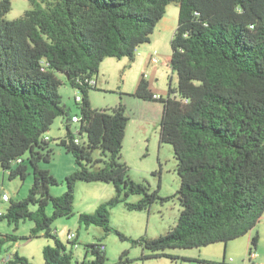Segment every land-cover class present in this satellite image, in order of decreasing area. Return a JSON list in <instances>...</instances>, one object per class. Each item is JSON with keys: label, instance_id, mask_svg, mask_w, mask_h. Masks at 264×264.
Listing matches in <instances>:
<instances>
[{"label": "trees", "instance_id": "16d2710c", "mask_svg": "<svg viewBox=\"0 0 264 264\" xmlns=\"http://www.w3.org/2000/svg\"><path fill=\"white\" fill-rule=\"evenodd\" d=\"M30 2L23 16L8 20L12 1L0 0V167L11 179L25 180L30 168L33 174L28 195L10 199L0 219L15 229L22 220L33 221L30 238L44 233L55 239V245L44 247L45 264H73V249L52 224L74 215L78 181H101L114 184L116 195L95 212L80 213V222L142 245L151 251L145 258L174 257L165 250L229 242L248 234L264 214V0ZM171 3L179 7V22L168 62L177 72L178 85L160 99V141L173 146L178 161L182 210L165 235L133 238L112 226L111 210L121 202L129 210H148L170 197L130 177L122 159L130 122L127 107L123 101L111 110L92 107L89 93L97 86L90 80H96L106 58L135 61ZM59 74L82 99L75 98L81 117L77 135L67 122V134L59 142L78 168L65 177L67 190L54 195L51 187L59 181L42 166L55 154L47 132L56 118L73 121L75 116L59 92L64 83ZM153 95L143 76L134 96L153 100ZM131 195L142 197L128 202ZM16 238L0 235V257L5 243ZM68 241L79 244L78 234ZM257 241L258 236L252 239L254 247ZM86 247L93 258L76 264H110L105 244ZM127 254L117 264L131 262ZM9 262L34 264L19 252Z\"/></svg>", "mask_w": 264, "mask_h": 264}, {"label": "rangeland", "instance_id": "374dc122", "mask_svg": "<svg viewBox=\"0 0 264 264\" xmlns=\"http://www.w3.org/2000/svg\"><path fill=\"white\" fill-rule=\"evenodd\" d=\"M11 1L12 9L6 16L8 20H15L23 16L25 11L32 7L30 0ZM178 22L179 7L176 3H171L167 6L164 17L158 22L151 41L143 44L153 47L154 56L159 58L158 75L161 85L165 86L166 89L171 78L173 85H177V72H173L168 59L172 55L171 40ZM102 67L109 76L110 90L106 91L100 85L97 89L90 90V102L94 108L111 110L120 101H123L127 92L135 91L136 78L139 73V77L144 74V71L140 64H136L135 61L131 62L127 57L121 60L112 57L106 58ZM59 76L64 82L59 89L63 101L70 105L72 115H79L80 111L77 108L75 98L77 94L81 93L66 82L63 74H59ZM62 119V117H58L57 121ZM65 125H62V128L65 129L63 137L67 133ZM79 125V122L71 123L72 131L76 135ZM160 130L159 121L145 124L134 119L129 125L126 143L123 145L122 159L129 166L130 177L137 182L149 184L151 190L159 191L160 196L170 197L166 201L157 200L148 210H129L126 208L125 202L114 207L111 210V224L129 237L156 238L165 235L170 228L177 224L182 210L177 196V191L181 186V177L177 170L178 161L175 158L173 146L160 141ZM47 134L53 137L52 144L55 148V154L50 162H43L42 166L49 169L59 181L57 185L51 187L52 193L61 195L67 190L65 177L76 171L78 165L73 154L59 145L63 137H59L60 131L57 122L52 125ZM3 171L0 167V211L5 212L10 201H2V194L6 193L14 200L25 198L33 184V174L30 168V174L25 180L20 177L11 179L9 173ZM155 171L158 174H153ZM116 193V188L112 183L81 180L77 182L74 215L69 218L60 217L52 224V228L57 230L58 237L67 245L68 249H73V264H76L77 260L92 259L93 255L87 251L86 246L94 243L105 244L108 263L110 264H117L124 251H128L127 256L132 261L122 264H223V261L227 264H264V215L248 234L240 238L202 247L169 248L165 252L174 257L151 258L144 257L151 251L142 245H134L129 240H123L115 232L106 234L103 228L98 225H86L80 222V213L95 212L101 203L113 198ZM141 197V195H131L127 201L137 202ZM48 213L52 214L51 206L48 207ZM33 226V221L22 220L18 228L15 229V226L9 224L6 219H0V235L14 234L17 236L15 240L5 243L0 264H13L9 262V258L15 252L28 257L34 264H45L44 247L55 245V239L45 236L44 233L30 238ZM70 231H75L79 235L78 247L69 243L68 233ZM256 236H258V241L254 247L251 237L253 239ZM251 247L252 254L250 252Z\"/></svg>", "mask_w": 264, "mask_h": 264}, {"label": "crops", "instance_id": "0c3cea01", "mask_svg": "<svg viewBox=\"0 0 264 264\" xmlns=\"http://www.w3.org/2000/svg\"><path fill=\"white\" fill-rule=\"evenodd\" d=\"M153 51H154L153 47L141 45L139 47L137 55H136L135 63L141 65V67L143 68L144 74H142L139 77V75H140V73H139L138 77L136 78L137 84H136L135 91L131 92V93L127 92V95H125L123 98V102L127 107V113L130 117V122L128 124L127 132H126V138L124 140V145L126 143V139L128 136L129 125L132 122V120L138 119V121H140L141 123H145V124L151 123L152 121L161 122V118L163 115L164 103L162 100H160V99L142 100V99H139L136 96H134V93L136 92L137 87H138L139 82L142 79V77L145 76V78L149 81L153 94H160L163 96V98H167L169 96L170 87L177 88V85H178V78H177V85H173V79L172 78L170 80V83H169V86L167 87V89L165 88V86L161 85V83H160L161 80H160V77L158 75V67H157L158 63H154L151 60L152 57L154 56ZM102 66H103V62L101 64L99 75L96 78V80H97L96 86L99 87V85H100V87L106 89V91H109L110 90L109 89L110 88L109 76L105 73V69H103ZM145 71H146V73H145ZM64 105L68 106L70 108V105L67 102H64ZM62 118L63 119L61 121H57V118H56V120L54 122V123L57 122L58 129L60 131L59 137H63L65 135V129L62 128V125H65L66 122H70V123L73 122L72 120L68 121L64 117H62ZM47 137L53 138L52 136H50L48 134H47ZM10 199H13V198L10 197ZM1 200L4 201L2 198H1ZM1 213H4V212L0 211V214ZM261 219H262V217H261ZM261 219H260V221H261ZM251 240H252V237H251Z\"/></svg>", "mask_w": 264, "mask_h": 264}, {"label": "built area", "instance_id": "2783aa9c", "mask_svg": "<svg viewBox=\"0 0 264 264\" xmlns=\"http://www.w3.org/2000/svg\"><path fill=\"white\" fill-rule=\"evenodd\" d=\"M151 60L154 63H158L160 61L159 58L156 57V56H153ZM90 83H91V85L95 86L96 85V80L95 79H91ZM153 97H154V99H162L163 98V96L160 95V94H154ZM76 99H77V101H81V99H82L81 94H78ZM80 119H81V117L79 115H75L73 117V121H75V122H79ZM47 139H49V137H47ZM76 142H79V139H76ZM2 199L4 201H9L10 200V196L8 194H6V193H3L2 194ZM76 238H77V233L75 231H70L68 233V240L74 241V240H76ZM75 247H78V244H76Z\"/></svg>", "mask_w": 264, "mask_h": 264}, {"label": "water", "instance_id": "95a60500", "mask_svg": "<svg viewBox=\"0 0 264 264\" xmlns=\"http://www.w3.org/2000/svg\"><path fill=\"white\" fill-rule=\"evenodd\" d=\"M66 75H68V74L66 73Z\"/></svg>", "mask_w": 264, "mask_h": 264}]
</instances>
